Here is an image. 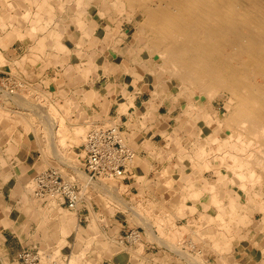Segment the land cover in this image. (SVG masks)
<instances>
[{
	"label": "crops",
	"instance_id": "crops-1",
	"mask_svg": "<svg viewBox=\"0 0 264 264\" xmlns=\"http://www.w3.org/2000/svg\"><path fill=\"white\" fill-rule=\"evenodd\" d=\"M23 15L26 13L19 9L16 0H0V77L10 76L21 84L22 93L31 86L46 96L70 129L84 128L90 123L93 126L115 123L121 138L134 153L122 183L139 198L141 203L136 204L145 210L152 208V212L159 205L164 209V218H177V214L188 212L194 206L191 200L183 204L178 201L174 208L170 201L173 197L179 198L178 194L186 196L189 191L184 186H191L189 181L193 178L188 177L185 185L181 183L184 179L179 177L176 167L179 155L172 150V145L163 142L157 124L146 121L159 105V97L155 99L152 92L154 86L150 96L145 97L144 87L137 89L130 82L125 84L128 69L122 64L117 72L113 55L109 59L106 53L98 63L94 53L98 47L95 41V45L92 43L97 38L96 29L82 30V35H78L80 31L68 32L65 27L61 31L47 29L36 33L31 25L25 24L27 17ZM56 32L58 37L54 39ZM81 36L87 41L83 42ZM110 47L115 51L113 45ZM103 48L98 50L105 52ZM99 67L103 71L100 72ZM15 96L0 101V264H22L18 254L24 248L42 253L47 260L53 253L60 260L77 256L81 264H198L189 262L186 255L181 256L171 247V233L164 239L159 236L155 220L139 216L141 220L134 214L133 219L126 214V209L131 211L129 206L124 207L125 211L121 209V214L114 211V204L106 200L105 203L99 197L102 192H98L93 183H87L84 175L76 173L72 165H67L72 171L67 177L76 176L78 185L89 191V200L85 192L79 207L70 210L63 199L37 198L33 190L30 191L29 181L40 157L42 128L30 118L34 110L26 109L31 108L32 99L21 94ZM26 102L30 107L25 106ZM206 128L208 126H204L201 133ZM163 170L168 171L167 179L171 181L173 177L178 186L174 190L178 192L164 186L166 177L160 175ZM33 196L40 202L32 203ZM188 217L177 218L175 226L179 227L177 224ZM158 240L164 241V245ZM181 240L190 238L185 235ZM182 248L185 246L179 249L182 251ZM189 248L193 253V247ZM262 249L264 229L250 226L247 237L231 243L224 257L208 254L204 264H225L224 258L229 256L232 260L227 264H264Z\"/></svg>",
	"mask_w": 264,
	"mask_h": 264
},
{
	"label": "rangeland",
	"instance_id": "rangeland-1",
	"mask_svg": "<svg viewBox=\"0 0 264 264\" xmlns=\"http://www.w3.org/2000/svg\"><path fill=\"white\" fill-rule=\"evenodd\" d=\"M16 1L19 3V9L22 12L25 13L26 8V16L23 15L27 17V20L25 19V24L31 25L33 28L31 26L30 27L36 33H41L47 29H51L53 31H58L60 29L61 31V29L65 27L68 32L74 31L76 33H79L80 31L81 34L78 35H82V30L87 32L88 30H91L93 28L96 29L97 38L96 40L93 39L92 43L93 41H95V44L97 45L96 47H98L94 50V53L98 58V63L103 61L106 53L108 54L109 59V56L113 55V58L116 61L115 65L113 64V66L117 67V72L120 71V67H123L122 64L125 65L128 69L127 75L124 78V81L126 82L125 84L130 82L132 86L136 87L137 89H142V87H144L147 93L144 95L145 97L150 96L151 90L154 86V98L157 99L159 97V105L156 106L155 110L152 111V115L150 114L149 118H147L146 121H148L147 123L151 124L153 121V123L157 124L158 131L163 136V142L168 146L172 145V147H174L172 150H176L177 154L179 155V159L177 160L178 165H176V167L179 177H181L182 180L184 179L181 183L185 185L187 184L186 181L189 180L188 177L193 178L192 182L191 180L189 181L191 183V186L190 184L189 186L188 184L187 186H184L185 190L187 189L189 191L188 194H186V196H180L178 194L177 197L179 198L176 199V197H173V199L170 201L171 208H174L176 202L178 201L182 202L181 204H183V202H185L186 200H191L192 203H194L192 209L190 207L188 212H182L181 214L179 213L176 215L178 219H181L182 217L187 215L189 217L187 218V220L185 219L177 224L179 225V227H176L174 222H176L177 218L169 217V220L166 217L164 218V209L162 210L161 206H156L155 212L150 211L152 208H150L149 211L147 209L145 210L143 206L136 204L140 202L139 198L129 192L128 187L122 183V180L120 178L109 179L110 182L106 180L108 182L107 184L110 183L109 185H113V183L116 184L117 182L120 184V186L122 187L120 197L117 196L115 189L110 186L106 187V185H103V183L101 184V182H103L101 181L102 178L92 182L93 187L96 190H102L100 191L102 192V194L99 197H102L101 199L104 202L105 200L107 202H112L114 204V211H118V214H121V209L125 211L124 207L126 208V206H129L131 211H129V209H126V214H128L130 217H133V219H135L134 215L145 216V218L148 220L152 219V222L156 219V222L154 223L159 236L162 238H166L167 233H171V247H173L174 249L178 248L176 250L179 251L180 255L182 253H185L184 255H186L189 262H196L198 264H204V257L208 254L224 257V254H227V249L231 246V243H237L247 237L250 226L254 227L256 225H259L260 229L264 228L262 212L260 210H255L254 208H252L253 210L250 208L248 209V207L245 205V202L248 201L250 203L249 207H256L259 202L263 201L264 186L261 190L262 194H258L256 192L258 191L259 186L251 190L249 189L251 188L249 184L247 187L250 191H248L249 194L247 193V190H245L239 192L240 197L237 198L235 190L236 186L233 185L235 184L234 181H239L233 177L234 173H232V171L230 172V168L227 166V164L222 162L223 159H228L226 161L227 163L231 162L228 158V156H231L230 154H228V152L230 151L228 149L218 150L220 143L224 139H228L229 134H232V129L227 126L226 121L223 122L228 113L226 104H223L226 102L225 100H227V94L221 93L220 96L214 97L208 103L207 99L203 95H200L196 90L193 91L195 92V95H192L188 90L182 91V85L180 81L173 77L171 73H169L170 67H168L166 64L161 65V60L158 57L156 51L149 47V43L147 40L148 31L144 28L143 22H141L143 21V19L139 14V11H132L131 9H128V6L124 8L121 7L120 10L119 8L115 7V5L113 4V0ZM39 10L41 12H43V10H46L47 13H41ZM57 37L58 32H56L52 38L57 39ZM81 37L83 42L85 40L87 41L86 38H84L83 36ZM112 45L113 47H115V51L112 50V47H110ZM100 47H105L103 49L104 51H106L101 52V50H98L100 49ZM152 67L153 69H155L156 73L159 72V74L162 75L160 78L154 71H152ZM93 69L95 68L93 67ZM99 69L101 72L102 68L99 67ZM123 76L124 75L122 74V77ZM9 77L10 76L3 75V77H0V81ZM135 77H137L138 80H135ZM22 90H24V88L20 87L17 90V93L21 94V96H27L32 99L31 108H26L30 111L34 110L35 112L34 116L30 115L32 122H34L36 126L39 125L38 127L42 128V133H40L42 143L40 151L38 150L40 157L36 160L38 162H35L36 172L33 174V178L37 173H40L49 168H58L63 172L65 176H68L70 173L72 174V171H70L67 165L76 167L77 171L79 169L81 170L83 166L82 144L87 132L89 131V129H91V127H93V124L90 123L87 127H84V129L80 127L70 129L69 127H66L64 125L63 119H61L53 110L46 96L44 97V95H42L39 91L36 92V90H33L31 86L28 91H25L26 93H22ZM191 102L197 106L204 105L202 106L204 108H206V104H209L211 107L209 109L207 107L208 114H203V112L201 111L197 112L189 109L187 103L190 104ZM28 107H30V105ZM211 111L215 113H212ZM45 117L48 120L50 118H54L52 121L50 119L48 122ZM105 125L111 126L116 124L107 123ZM204 126H208V128H206V131L201 133ZM49 127H52L53 130L51 131ZM55 131L56 134H60L62 136L61 144L63 145H61L60 147L58 146L57 148L59 150L56 151L52 149V147L54 146L53 141L50 143L48 137L49 133L53 135L55 134ZM45 145H47L48 147ZM202 147L206 148V153L201 158H198L197 153L201 150ZM47 149L49 150V152ZM217 150L220 153L213 154L214 157L213 155L208 154L210 151H215L216 153ZM51 151L53 154H59V157L56 156V154L53 155L54 157H52ZM165 171L163 170L160 174L161 178L165 177ZM201 172H203V175H201ZM33 178L29 181L31 192L32 190H34ZM222 180H225V182L227 183H223ZM204 181L212 183V185H214L213 192L216 194V196L214 197L216 199H222V201L220 200V204L212 202L213 197H211L210 189L203 190L205 188V186H203L205 183ZM100 184L102 185V187L99 186ZM164 186L170 187L173 190L178 188V186H176V183H174L173 181V177H171V181L168 184H164ZM197 187L201 188L203 192L197 196H192V190L195 188L197 189ZM184 188H182L183 191H185ZM174 191L178 192V190ZM82 192V195H84L85 192L87 193L85 196L89 200V191H87L85 188V192ZM229 198L231 200L238 199L237 201L239 204L237 206L228 205V201L230 200ZM119 199H121L122 201H120ZM36 200L37 199L33 196L32 203L37 204L39 200H37V202ZM128 203L131 205H128ZM229 206L232 208H230ZM229 208L231 209V211L229 210ZM196 209L200 210L197 211ZM218 213L222 214L224 223L226 222L228 225H231L230 230L227 232L232 233L226 234L225 236L221 234L224 230L219 229L221 228V226L217 227L219 220L216 218V214ZM239 214H243L247 219H244V216L242 215V217ZM164 220H166V222ZM214 220H216V222ZM135 223L137 222L135 221ZM234 223L236 225H234ZM244 223L247 224V226L244 225ZM199 225H201L202 227ZM208 232H210V235H213L212 238H208L210 237L207 235ZM233 233H235L234 237L229 239V236L233 235ZM185 235L188 236L190 240H181V237ZM227 235H229L228 239H226ZM188 241H190L189 244L187 243ZM90 242L91 239L87 241V245H90ZM177 243H179L177 247H174ZM182 246H185V249L182 248L181 251L179 250V248H181ZM190 246L194 248L193 253H191V250L189 248ZM216 247H218V249ZM219 248L223 250L221 251V253H219L220 251H218ZM39 256L41 258L40 264H81V260L77 256H72L70 260H60L59 258H56L57 254L54 253L49 258V260H47V257H45V255H43L42 253H40ZM225 259V264L231 262L232 260L230 256Z\"/></svg>",
	"mask_w": 264,
	"mask_h": 264
},
{
	"label": "bare ground",
	"instance_id": "bare-ground-1",
	"mask_svg": "<svg viewBox=\"0 0 264 264\" xmlns=\"http://www.w3.org/2000/svg\"><path fill=\"white\" fill-rule=\"evenodd\" d=\"M113 4L120 10L121 7L128 6V9L132 11H139L143 19L141 22L148 31L149 47L156 51L161 60V65L166 64L170 67L169 73L180 81L182 91L188 90L193 95L195 93L193 91L196 90L207 99L208 103L214 97L220 96L221 93L227 94V100L223 104H226L228 113L223 122L226 121L227 126L232 129V134H229L228 139H224L220 143L218 150L228 149L230 151L228 154L231 155L228 158L231 162L227 163L228 159H223L222 162L227 164L230 172L234 173L233 177L239 181L232 180L235 183L233 186H236L237 198L240 197L239 192L247 190L249 194V189L252 190L258 186L259 189L256 193L262 194L261 190L264 186V0H113ZM152 71L156 73L155 69ZM156 74L159 78L162 76L159 72ZM187 104L192 111H201L203 114H208L207 107L208 109L211 107L209 104L205 105L206 108L202 107L204 105L197 106L192 102ZM53 118H50L51 121ZM49 120L47 119L48 122ZM50 130H53L52 127ZM53 135L49 133L48 137L50 143L53 141L52 149L56 151L59 150L57 147L62 145V136L56 134V131ZM218 150L216 153L210 151L208 154H219ZM205 153L206 148L202 147L197 153V157L201 158ZM55 154L56 156L59 155L52 153V156ZM165 172L166 183L168 184L170 182V179H167L168 171ZM106 180L110 182L109 178L103 177L101 184L115 189L117 196L120 197L122 189L120 184L117 182L109 185L110 183L107 184ZM222 182L227 183L225 180ZM85 183L83 186H86ZM101 184L99 186L102 187ZM249 184L251 188L248 189ZM203 186H205L203 190L210 189L211 197H213L212 202L220 204L222 199L214 197L216 196L213 192L214 185L205 182ZM203 190L198 187L193 189L192 196L201 194ZM237 200L230 199L228 205L237 206L239 204ZM245 203L248 209L260 210L264 220V200L259 202L256 207H249L248 201ZM216 216L219 220L217 227L221 226L219 229L224 230L221 234L225 236L232 233L227 232L231 225L224 223L222 214L218 213ZM243 218L245 219L246 216ZM167 219L169 220V217ZM164 221L166 222V220ZM214 221L216 222V220ZM234 225L236 224L234 223ZM244 225L247 226L245 223ZM149 226L148 228H150ZM255 227L258 228L259 225ZM234 234L227 235L225 238L228 239L229 236L231 239ZM207 235L210 236L208 238L213 237L210 232ZM216 248L218 249V247ZM218 251L221 253L223 250L219 248Z\"/></svg>",
	"mask_w": 264,
	"mask_h": 264
},
{
	"label": "built area",
	"instance_id": "built-area-1",
	"mask_svg": "<svg viewBox=\"0 0 264 264\" xmlns=\"http://www.w3.org/2000/svg\"><path fill=\"white\" fill-rule=\"evenodd\" d=\"M21 84L11 77L0 81V101L17 94ZM83 166L81 170L72 167L76 173H82L87 183L106 177L124 179L127 164L134 153L127 147L116 125H94L87 132L83 144ZM76 176L68 178L58 168H49L37 173L34 178V195L39 199H63L70 210L79 207L83 189L78 185ZM194 249V248H193ZM18 258L22 264H40V257L34 249L24 248ZM68 264V263H65Z\"/></svg>",
	"mask_w": 264,
	"mask_h": 264
}]
</instances>
